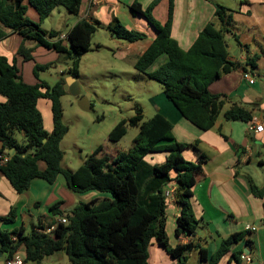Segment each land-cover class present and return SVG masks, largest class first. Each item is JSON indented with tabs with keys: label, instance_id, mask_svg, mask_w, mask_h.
<instances>
[{
	"label": "trees",
	"instance_id": "16d2710c",
	"mask_svg": "<svg viewBox=\"0 0 264 264\" xmlns=\"http://www.w3.org/2000/svg\"><path fill=\"white\" fill-rule=\"evenodd\" d=\"M161 1L153 0L144 8L136 0L129 7L134 16L143 17L156 32L152 44L138 58L135 69L163 85V94L184 119L202 131H209L214 128L225 106V96L212 94L210 86L235 70L242 69L244 73L256 70L259 58L264 57V50L261 56L248 55L245 64L232 60L226 38L234 33L230 28L234 11L221 4L215 5L213 21L204 27L188 50H183L172 37L175 0H170L168 19L163 24L153 15ZM82 3L83 0H0V40L9 33L19 35L23 42L18 56L25 63L35 61L34 51L38 47L63 55L73 61L68 75L76 79L81 58L91 50L93 36L103 24L98 20L78 22L68 34L69 47L60 38V32L45 31L41 24L58 7L78 16ZM30 7L39 15V22L27 17ZM106 29L115 39L128 43L147 39V34L129 29L119 19ZM234 38L241 47L236 35ZM28 42L36 46L28 47ZM245 49L249 52L248 47ZM164 55L167 62L151 71ZM52 65L36 64L34 75L38 81L31 85L24 81L16 60L11 61L0 54V96L6 99L0 102V174L19 194L27 191L36 178L53 183L63 176L74 193L97 191L110 198L79 203L70 212H63L62 203H57L51 208L53 217L42 218L28 234L23 228L13 232L0 229V253L7 255V260L14 259L24 247V263L42 264L58 251L66 250L71 264H150L149 249L156 241L176 264H187L189 254L194 251L199 252L203 262L219 264L235 244L245 240L246 233H235L225 239L211 256L206 249L192 243L170 245L166 232L169 204L166 191L176 188L175 200L180 207L176 236H194L199 220L193 211V190L197 177L203 173L206 157L202 156L197 162L188 161L184 151L197 148L198 142H179L173 133V123L160 113L143 121V112L138 109L135 117L116 125L109 136L113 144L125 137L127 126L139 128L127 152L111 158L102 155L103 147H99L78 170L64 169L61 143L69 132L63 122L62 98L67 94L64 90L66 80L61 78L50 86L39 79V72ZM40 100L51 103V133L45 129L38 107ZM224 116L227 121H252L249 112L237 107H232ZM17 133L22 135V144ZM14 149L17 152L11 156ZM158 154L165 156L163 164L152 165L146 160ZM6 156L8 161L2 163ZM40 163L45 164V169L40 168ZM251 185L253 195L263 198L264 188L257 187L252 180ZM59 216L66 217L67 222L58 223L55 217ZM16 218L17 211L13 208L7 216L0 217V221L10 225ZM55 225V230L48 233ZM242 255L241 252L233 254V261L241 264Z\"/></svg>",
	"mask_w": 264,
	"mask_h": 264
},
{
	"label": "crops",
	"instance_id": "0c3cea01",
	"mask_svg": "<svg viewBox=\"0 0 264 264\" xmlns=\"http://www.w3.org/2000/svg\"><path fill=\"white\" fill-rule=\"evenodd\" d=\"M134 1L136 0H100L98 5H94L93 0H83L80 14L70 19L71 23L66 33H62L60 38L69 47L68 34L78 22L98 20L103 26H108L115 19H119L129 29L147 34L146 40L128 43L129 49L136 53L138 60L152 44L156 32L143 17L138 18L130 12L129 7ZM152 1L141 0L140 3L147 8ZM169 2L170 0H162L158 6L159 12L154 13L155 18L162 24L168 19ZM216 4L234 11V22L230 27L234 33L228 34L226 38L232 60L245 64L248 55L261 56L264 50V0H232V3H228V0L222 3H219V0H175L172 37L179 46L183 50H188L193 45L204 27L213 21ZM31 19L39 22V15L33 14ZM235 35L241 47L236 42ZM22 42L23 39L19 35L9 33L8 37L0 40V54L11 61L16 60L24 79L23 69L25 64L30 62L25 63L18 56ZM245 47H248L249 52ZM34 56L37 63V53H34ZM166 62L165 55L160 57L151 71ZM257 65L256 70L249 72L255 80L254 84L245 79L242 69H238L224 75L210 86L209 90L212 94L225 96V106L214 128L209 131H202L184 119L166 97L168 102L163 101L162 107L157 106V113L173 123V133L179 142L188 144L198 142L197 148L190 147L184 151V157L191 162H197L202 156L206 157L203 173L197 177L193 190L192 206L195 217L199 220L196 234L192 237L176 236L180 207L176 200H172L169 201L166 210V232L169 243L172 247L192 243L206 249L211 256L231 235L246 233L245 240L235 244L219 264H236L232 256L240 252L251 259L248 262L241 257V264H264V196L255 197L251 185L252 180L257 187L264 188V130L261 133L249 132V123L227 121L224 116L232 107L242 108L251 114L252 120L264 126V57L259 58ZM5 101L6 99L1 96L0 102ZM38 107L43 115L45 129L51 133L53 130L51 103L48 100H40ZM128 150L116 145L112 153L104 149L102 155L115 158ZM146 160L152 165H160L165 162V156L151 155ZM40 168L45 169V164L40 163ZM107 198H110L108 194L97 191L74 193L63 176H59L53 183L36 178L27 191L19 194L0 174V217L7 216L13 208L17 211L16 221L10 225L0 221V229L13 232L23 228L28 234L39 225L42 218L53 217L51 208L57 203H62L63 212H70L79 203H91ZM57 218L55 217L56 220ZM249 227H255L257 230L253 231ZM149 253L150 264H176V261L156 241L152 242ZM0 256V263L6 264L7 255L0 253ZM25 256V248L21 247L15 257L24 260ZM191 259L198 264H208L201 260L198 251L189 254L187 264ZM42 264H71V262L66 250H61L46 258Z\"/></svg>",
	"mask_w": 264,
	"mask_h": 264
},
{
	"label": "rangeland",
	"instance_id": "374dc122",
	"mask_svg": "<svg viewBox=\"0 0 264 264\" xmlns=\"http://www.w3.org/2000/svg\"><path fill=\"white\" fill-rule=\"evenodd\" d=\"M222 2L224 0H219V3ZM228 3H232V0H228ZM158 6L153 15L159 12ZM33 14L36 16L37 13L30 7L27 17L31 21ZM74 17L76 16L65 8L58 7L41 24V28L48 32L58 31L64 34L71 23L70 19ZM27 45L32 48L36 46L31 42ZM34 53L38 55L37 63H27L23 69L27 83H37L34 75L35 65L46 62L53 65L39 72L41 81L50 86H54L61 78L67 81L70 77L68 69L73 65L72 60L57 53L55 55L52 51H44L42 47L36 48ZM135 61L136 53L129 49L128 42L112 37L106 26L93 36L91 50L81 58L79 76L75 79L81 89L80 97L88 98L90 110H82L78 100L70 92L62 98L63 122L69 128L61 143L64 169L78 170L86 158L99 147L110 153L116 145L122 149H130L139 133L138 127L127 126V134L117 144L109 140L111 131L120 122L135 117L138 109L143 112V121L153 118L157 114V106L162 107L163 101L168 102L163 94V85L141 75L135 69ZM16 137L22 142L21 134L17 133ZM188 264L198 262L195 263L191 259Z\"/></svg>",
	"mask_w": 264,
	"mask_h": 264
},
{
	"label": "built area",
	"instance_id": "2783aa9c",
	"mask_svg": "<svg viewBox=\"0 0 264 264\" xmlns=\"http://www.w3.org/2000/svg\"><path fill=\"white\" fill-rule=\"evenodd\" d=\"M99 3H100V0H93V4L94 5H98ZM244 77H245V79L247 81H249V83L254 84L255 80H254L253 76L250 73H245ZM263 130H264L263 124H260L256 120H252L248 124V131L249 132L261 133V132H263ZM8 159H9V157H7V156L6 157H3L2 163L7 162ZM175 193H176V188L175 187H171V188H169L166 191V194L165 195H166V198H167L168 202L169 201H172V200H175ZM57 222L58 223H66L67 222V219H66V217L59 216L57 218ZM55 228H56V225L53 226V227H51L48 230V233L53 232L55 230ZM249 229H252L253 231L257 230L255 227H253V228L249 227ZM13 239L14 240H17V237H14ZM242 259L245 260V261H248V262L251 260L250 257L249 256H246V255H243L242 256ZM6 264H24V260L21 259V258L15 257L12 260H7Z\"/></svg>",
	"mask_w": 264,
	"mask_h": 264
},
{
	"label": "water",
	"instance_id": "95a60500",
	"mask_svg": "<svg viewBox=\"0 0 264 264\" xmlns=\"http://www.w3.org/2000/svg\"><path fill=\"white\" fill-rule=\"evenodd\" d=\"M64 90L66 92H70L77 100L79 107L84 111H89V101L87 97H80L81 95V89L79 88L78 84L76 83V80L74 77H69L66 81V84L64 86ZM17 150L14 149L11 151V156H14L16 154ZM1 257V256H0ZM2 264V263H0Z\"/></svg>",
	"mask_w": 264,
	"mask_h": 264
}]
</instances>
